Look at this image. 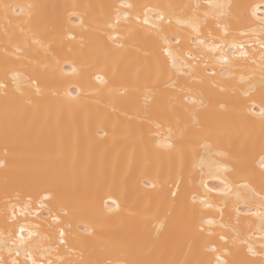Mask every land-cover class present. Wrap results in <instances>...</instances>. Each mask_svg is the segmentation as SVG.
Here are the masks:
<instances>
[{
  "label": "bare ground",
  "instance_id": "1",
  "mask_svg": "<svg viewBox=\"0 0 264 264\" xmlns=\"http://www.w3.org/2000/svg\"><path fill=\"white\" fill-rule=\"evenodd\" d=\"M262 113L264 0H0V264H264Z\"/></svg>",
  "mask_w": 264,
  "mask_h": 264
},
{
  "label": "snow or ice",
  "instance_id": "2",
  "mask_svg": "<svg viewBox=\"0 0 264 264\" xmlns=\"http://www.w3.org/2000/svg\"><path fill=\"white\" fill-rule=\"evenodd\" d=\"M145 23H147V21H145ZM262 114H264V113H262ZM61 235H63V233H61ZM61 242H63V241H61ZM213 251H215V249H212Z\"/></svg>",
  "mask_w": 264,
  "mask_h": 264
}]
</instances>
